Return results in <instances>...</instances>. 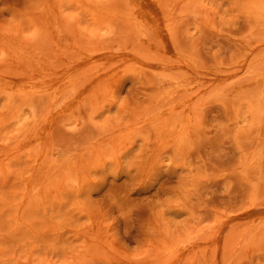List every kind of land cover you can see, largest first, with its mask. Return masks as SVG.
<instances>
[{"label": "rangeland", "instance_id": "obj_1", "mask_svg": "<svg viewBox=\"0 0 264 264\" xmlns=\"http://www.w3.org/2000/svg\"><path fill=\"white\" fill-rule=\"evenodd\" d=\"M0 264H264V0H0Z\"/></svg>", "mask_w": 264, "mask_h": 264}]
</instances>
